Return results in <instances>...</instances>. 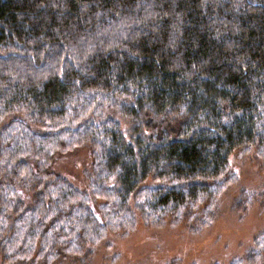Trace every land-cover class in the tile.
I'll list each match as a JSON object with an SVG mask.
<instances>
[{
    "label": "trees",
    "instance_id": "trees-1",
    "mask_svg": "<svg viewBox=\"0 0 264 264\" xmlns=\"http://www.w3.org/2000/svg\"><path fill=\"white\" fill-rule=\"evenodd\" d=\"M252 148L264 0H0L1 264H91L141 203L194 206ZM84 149L81 190L54 161Z\"/></svg>",
    "mask_w": 264,
    "mask_h": 264
},
{
    "label": "rangeland",
    "instance_id": "rangeland-1",
    "mask_svg": "<svg viewBox=\"0 0 264 264\" xmlns=\"http://www.w3.org/2000/svg\"><path fill=\"white\" fill-rule=\"evenodd\" d=\"M260 153L256 148L248 153L237 150L230 174L224 177L227 183L223 179L210 190V196L204 195L194 206L187 204L184 210L150 215V204L138 201L145 209L134 211L128 226L115 228L105 242L91 250V264H232L237 260L247 264L259 252L263 256L258 264H264V248L255 247L264 235V157ZM89 159V151L84 149L69 157H56L54 167L83 190L88 187L83 172ZM145 184L161 185L154 180ZM180 187L175 184L172 189ZM137 198L135 194L129 200L134 207ZM60 264L80 263L68 260Z\"/></svg>",
    "mask_w": 264,
    "mask_h": 264
}]
</instances>
